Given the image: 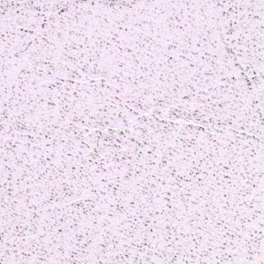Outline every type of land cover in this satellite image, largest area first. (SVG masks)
<instances>
[{
	"label": "snow or ice",
	"instance_id": "6c2138e0",
	"mask_svg": "<svg viewBox=\"0 0 264 264\" xmlns=\"http://www.w3.org/2000/svg\"><path fill=\"white\" fill-rule=\"evenodd\" d=\"M0 264H264V0H0Z\"/></svg>",
	"mask_w": 264,
	"mask_h": 264
}]
</instances>
